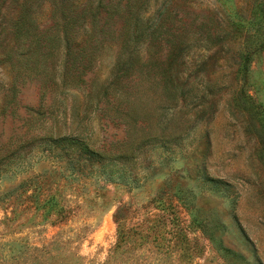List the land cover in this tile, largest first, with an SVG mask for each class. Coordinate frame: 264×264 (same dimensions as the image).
Returning a JSON list of instances; mask_svg holds the SVG:
<instances>
[{
    "label": "rangeland",
    "instance_id": "1",
    "mask_svg": "<svg viewBox=\"0 0 264 264\" xmlns=\"http://www.w3.org/2000/svg\"><path fill=\"white\" fill-rule=\"evenodd\" d=\"M141 13L183 45L171 58L185 98L165 112L164 135L136 158L117 152L119 172L100 176L106 161H60L53 142L129 143L121 104L114 122L98 103L120 23L93 45L83 81L71 65L74 79L49 90L42 114L40 82L13 77L30 53L22 33H53L61 14L51 0H0V264H264V0H145ZM161 39L138 44L155 70L171 52ZM64 66L58 50L38 60L43 74Z\"/></svg>",
    "mask_w": 264,
    "mask_h": 264
},
{
    "label": "trees",
    "instance_id": "2",
    "mask_svg": "<svg viewBox=\"0 0 264 264\" xmlns=\"http://www.w3.org/2000/svg\"><path fill=\"white\" fill-rule=\"evenodd\" d=\"M51 1L54 10H59L61 17L53 22V33L32 34L28 31L22 33L24 39L29 40L28 52L30 53L25 60L18 61V64L21 63L22 68L26 71L16 72L13 78L16 82L34 80L40 82L42 87L39 106L41 111L39 112L45 114L49 109L45 108L42 100L50 93L49 90L55 92L54 87H58L59 84L67 86L74 79L69 74L74 70L70 67L71 65L80 70L76 69L83 81V77L93 61L92 56L95 52L93 45L99 44L105 39L104 31L110 29L115 23H120L119 28L110 29L113 33L116 30L112 38L118 44L113 81H110L99 92L98 103L101 104L99 113L106 118H111L114 122L119 118L117 110H120L118 104H121L124 110L121 115L123 117L117 122H124L123 126L127 128L129 143H118L113 146L109 143L104 149H93L85 140H79L75 137H59L53 142L54 148L61 152L58 160L67 159L68 162L75 160L76 162L92 164H97L103 160L107 162L109 169L106 171L107 173L99 170L100 176L117 174L118 169L112 167L115 164L113 162H116L115 154L118 152L124 158H132L135 155L134 158H136L139 153L146 149L144 142L147 138H154L153 136L158 138L164 135L168 127L165 112L168 116L169 113L177 110L180 105L179 102L184 101L185 95L181 89V76L175 71L179 63L171 58V56H177V52L181 50L183 45H175L176 36L174 37V33L171 32L172 24H169L167 28H165V24L156 26L155 31L164 34H160L162 39L159 41L165 43L168 48L167 54L171 52L168 57L165 56L164 59L160 60L159 67L155 70L152 61L142 57L138 45L150 38H160H158L159 35L155 34L154 29L150 31L151 28L149 29V26L142 22L143 13H141V9L145 0H85L84 5L82 0ZM20 19L15 20L12 29H10L13 34L18 35L17 30L20 31V34L22 32ZM66 27H70L69 33H67ZM107 36L109 33L106 34ZM94 38L97 39L93 41L92 46H88V42ZM57 50L65 57L64 69L60 72L59 70H52L46 74L39 72L38 60L40 58L52 60ZM123 83H132L133 88L129 90L123 86ZM150 85H157L162 88L160 101L155 94L151 96ZM157 100L160 103H157ZM55 159L57 158L55 157ZM101 169L104 167L102 166ZM51 212L49 214H53Z\"/></svg>",
    "mask_w": 264,
    "mask_h": 264
}]
</instances>
